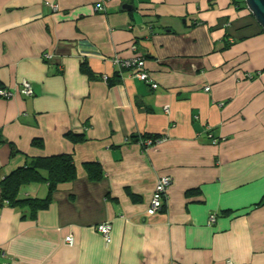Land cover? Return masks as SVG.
I'll use <instances>...</instances> for the list:
<instances>
[{"label": "crops", "instance_id": "obj_1", "mask_svg": "<svg viewBox=\"0 0 264 264\" xmlns=\"http://www.w3.org/2000/svg\"><path fill=\"white\" fill-rule=\"evenodd\" d=\"M131 58L144 60L156 90L120 69ZM84 62L97 80L81 73ZM115 74L109 87L102 77ZM0 88L15 90L0 98V180L28 159L62 155L78 172L33 220L26 206L0 208L11 264H264V32L247 8L0 0ZM143 135L162 138L144 149L131 141ZM161 176L171 184L150 217ZM20 194L45 199L47 188Z\"/></svg>", "mask_w": 264, "mask_h": 264}, {"label": "trees", "instance_id": "obj_2", "mask_svg": "<svg viewBox=\"0 0 264 264\" xmlns=\"http://www.w3.org/2000/svg\"><path fill=\"white\" fill-rule=\"evenodd\" d=\"M231 4L236 6L237 11L246 9L244 0H231ZM125 7L127 9L132 8L130 5H126ZM197 24H200V22L193 23L192 27L196 26ZM230 42L231 41L229 40L227 45L224 46L222 49L223 51L229 48L231 45ZM80 71L90 80L98 79V77L91 73L86 62L81 65ZM118 78L119 75L115 74L113 78L107 77L105 82L109 87H113L118 83ZM161 138V136L143 135L138 139L137 137L132 136L131 141H138L139 143L143 140L152 139L153 142L156 143V141H159ZM33 145L41 148V143L39 141H35ZM16 154L17 152L12 150V156H15ZM85 168L87 169L86 173L88 179L91 182H99L103 178V172L101 169H99L97 163H88L85 165ZM43 174H45V176ZM77 176L78 172L72 155L28 159L23 166L16 168L7 177H5L3 180H0V208L5 206H26L29 209V216L33 220L35 219L37 212L45 211L49 207L52 194L60 187L69 185L75 181ZM41 183L45 184L47 188V196L45 199L21 198V188L30 184Z\"/></svg>", "mask_w": 264, "mask_h": 264}, {"label": "built area", "instance_id": "obj_3", "mask_svg": "<svg viewBox=\"0 0 264 264\" xmlns=\"http://www.w3.org/2000/svg\"><path fill=\"white\" fill-rule=\"evenodd\" d=\"M127 1V0H126ZM53 10H56V6H52ZM98 10L101 12L103 8L100 7ZM47 57V55H45ZM120 69H124L126 71H130V76L135 78L136 80L143 82L151 87L152 90H156L158 86L153 84L149 78L145 70V63L142 58H131L127 61L120 63ZM103 80H106V77H103ZM205 91H209V88H205ZM20 94L27 97L32 96V88L29 84L23 83L21 84ZM15 97V90L8 91L6 89L0 88V98L4 101H10ZM157 142V141H156ZM140 146L144 149L153 145L154 142L152 139H147L139 142ZM171 184V179L167 176H161L156 180L152 197L150 199L149 207L147 209L146 214L148 216H154L161 212L163 209L166 193ZM211 222H215L214 217H211ZM97 232L104 238L106 243L110 242V231L111 226L107 223H102L96 226ZM65 242L69 245H73V238L66 237ZM0 264H11L8 260H6L4 253L0 250Z\"/></svg>", "mask_w": 264, "mask_h": 264}, {"label": "water", "instance_id": "obj_4", "mask_svg": "<svg viewBox=\"0 0 264 264\" xmlns=\"http://www.w3.org/2000/svg\"><path fill=\"white\" fill-rule=\"evenodd\" d=\"M247 10L264 32V0H244Z\"/></svg>", "mask_w": 264, "mask_h": 264}, {"label": "bare ground", "instance_id": "obj_5", "mask_svg": "<svg viewBox=\"0 0 264 264\" xmlns=\"http://www.w3.org/2000/svg\"><path fill=\"white\" fill-rule=\"evenodd\" d=\"M107 78V77H106Z\"/></svg>", "mask_w": 264, "mask_h": 264}, {"label": "rangeland", "instance_id": "obj_6", "mask_svg": "<svg viewBox=\"0 0 264 264\" xmlns=\"http://www.w3.org/2000/svg\"><path fill=\"white\" fill-rule=\"evenodd\" d=\"M102 224V223H101Z\"/></svg>", "mask_w": 264, "mask_h": 264}]
</instances>
